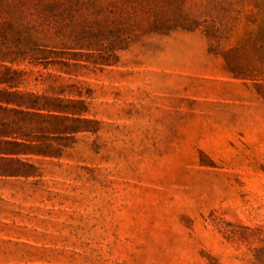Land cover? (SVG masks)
I'll list each match as a JSON object with an SVG mask.
<instances>
[{
    "label": "rangeland",
    "instance_id": "obj_1",
    "mask_svg": "<svg viewBox=\"0 0 264 264\" xmlns=\"http://www.w3.org/2000/svg\"><path fill=\"white\" fill-rule=\"evenodd\" d=\"M35 1L0 0V264H264V0H104L84 58L33 48Z\"/></svg>",
    "mask_w": 264,
    "mask_h": 264
},
{
    "label": "trees",
    "instance_id": "obj_2",
    "mask_svg": "<svg viewBox=\"0 0 264 264\" xmlns=\"http://www.w3.org/2000/svg\"><path fill=\"white\" fill-rule=\"evenodd\" d=\"M62 8L60 23L55 25L44 12L43 0H37L31 7L27 28L33 32L35 44L33 48L48 49L61 47L69 52H75L79 57L93 56L94 51L100 54L106 49L104 40L108 36V22L104 0H59ZM225 0H209V2H224ZM188 0H156L161 18L169 26L180 25L186 30L193 31L201 28L208 31L207 20L200 19L195 13L194 4ZM103 55V54H102ZM101 55V57H103ZM231 226L232 224L227 223ZM227 237L232 238L236 233L245 238L253 235L249 227L238 231L226 229Z\"/></svg>",
    "mask_w": 264,
    "mask_h": 264
}]
</instances>
